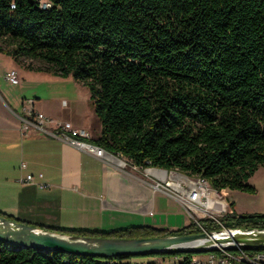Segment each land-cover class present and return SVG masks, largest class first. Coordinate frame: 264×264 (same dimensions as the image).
Segmentation results:
<instances>
[{"label": "trees", "instance_id": "obj_1", "mask_svg": "<svg viewBox=\"0 0 264 264\" xmlns=\"http://www.w3.org/2000/svg\"><path fill=\"white\" fill-rule=\"evenodd\" d=\"M0 52L27 70L84 85L100 124L90 142L130 166L205 179L220 193L253 192L247 180L264 165V0H0ZM225 215L176 231L145 225L103 232L52 229L0 212L84 237L264 230L263 215ZM209 252L216 250L158 255L192 264L195 254ZM133 258L0 241V264H138Z\"/></svg>", "mask_w": 264, "mask_h": 264}, {"label": "crops", "instance_id": "obj_2", "mask_svg": "<svg viewBox=\"0 0 264 264\" xmlns=\"http://www.w3.org/2000/svg\"><path fill=\"white\" fill-rule=\"evenodd\" d=\"M10 70L17 73V84L4 79ZM58 78L27 70L0 52V212L52 229L109 232L151 225L176 231L186 226L190 220L184 223L187 213L182 205L168 188L154 190L156 180L146 169H121L47 133L56 124L66 123L88 131L90 142L100 132V124L94 129L97 124L91 112L89 120L73 118L87 101H55V95L45 97L39 91ZM24 108L49 120L44 122L46 132L33 126L22 131V119L28 118ZM21 164L25 169H20ZM26 174H42V182L49 187L19 183ZM175 216L182 218L181 226H176Z\"/></svg>", "mask_w": 264, "mask_h": 264}, {"label": "water", "instance_id": "obj_3", "mask_svg": "<svg viewBox=\"0 0 264 264\" xmlns=\"http://www.w3.org/2000/svg\"><path fill=\"white\" fill-rule=\"evenodd\" d=\"M0 241L19 249L29 248L98 258L139 257L169 253H194L219 247L264 248V230L226 229L144 239L65 235L0 217Z\"/></svg>", "mask_w": 264, "mask_h": 264}, {"label": "built area", "instance_id": "obj_4", "mask_svg": "<svg viewBox=\"0 0 264 264\" xmlns=\"http://www.w3.org/2000/svg\"><path fill=\"white\" fill-rule=\"evenodd\" d=\"M4 79L12 84H17L19 81L14 70L7 71L4 74ZM27 103L31 106L33 102L29 100ZM24 110L28 118L22 119V131L24 132L30 126H33L40 132H46L44 122L49 120L43 114L33 112L30 108H24ZM47 133L73 148L92 154L121 169L130 166L123 159L113 156L102 148L90 143L88 141L90 134L86 130L74 129L66 123H59L54 126L53 131H47ZM133 168L135 169L136 167ZM20 169H25V164H21ZM148 170L154 171V173H148L156 180L153 184V189L168 188L170 196L182 205L189 220L197 221L203 218L217 220V218L227 214L228 204L221 196V193L213 190L205 179L189 178L176 172H167L155 168L146 169V171ZM168 173H170L169 176ZM165 175L168 177L165 178ZM42 179V174L36 176L26 174L18 182L26 185L34 184L41 189H47L49 186L43 183ZM215 250L216 252H209L201 258H194L192 264H264V251H246L242 248H235L234 251H231L223 247Z\"/></svg>", "mask_w": 264, "mask_h": 264}, {"label": "rangeland", "instance_id": "obj_5", "mask_svg": "<svg viewBox=\"0 0 264 264\" xmlns=\"http://www.w3.org/2000/svg\"><path fill=\"white\" fill-rule=\"evenodd\" d=\"M58 78V77H57ZM55 84L42 85L39 87V91L45 96L55 95V101H87V104L80 105V111L76 112L73 118L86 117L89 120L90 113L96 121V130L99 122L98 118L94 114L93 106L90 101L88 89L79 82H75L71 78H58L54 80ZM32 100V99H29ZM93 133V131H92ZM91 143V142H90ZM170 173H168V176ZM165 175V178L168 177ZM247 184L253 188V192H242L238 190L225 189L221 192V196L225 200L228 206V214L233 213L237 216H250V215H263L264 216V165L260 166L254 174L247 180ZM226 216V215H223ZM176 217V216H175ZM165 218V215H164ZM163 218V219H164ZM188 220V216H184V223ZM171 222L174 218L170 217ZM176 226H181L182 218L176 217ZM204 254H195L194 257L201 258ZM132 263L143 264L145 262H157L159 264H176L182 262L181 256H171L164 259L162 255H150V256H139L133 258Z\"/></svg>", "mask_w": 264, "mask_h": 264}, {"label": "bare ground", "instance_id": "obj_6", "mask_svg": "<svg viewBox=\"0 0 264 264\" xmlns=\"http://www.w3.org/2000/svg\"><path fill=\"white\" fill-rule=\"evenodd\" d=\"M147 173H154V171H152V170H148Z\"/></svg>", "mask_w": 264, "mask_h": 264}]
</instances>
